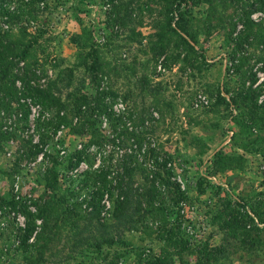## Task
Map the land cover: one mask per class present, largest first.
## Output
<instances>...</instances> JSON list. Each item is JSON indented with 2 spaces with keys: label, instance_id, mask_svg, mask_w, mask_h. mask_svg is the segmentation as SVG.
<instances>
[{
  "label": "trees",
  "instance_id": "16d2710c",
  "mask_svg": "<svg viewBox=\"0 0 264 264\" xmlns=\"http://www.w3.org/2000/svg\"><path fill=\"white\" fill-rule=\"evenodd\" d=\"M43 1L20 0L11 9L10 2L0 0L6 21L20 25L18 34L13 27L4 30L0 25V149L15 136L16 121L10 116L20 110L26 123L30 102L49 115L38 125L39 141L24 150L28 157L44 151L46 162L41 174L42 192L33 208L20 206L26 220L19 228L20 248L28 264H71V258L76 257L82 259L79 264H92L88 257L98 260L100 256L105 264H119L133 252L136 264H191V257L192 264H225L224 259L230 264L225 253L231 247L247 252L264 250V192L255 199L232 195L224 200L215 216L224 245L214 247L191 240L183 228L188 192L175 172L173 156L162 152L151 137L154 123L167 119L163 98L154 100V110L135 104L119 113L113 109L119 93L103 82L112 75L131 71L136 77L138 72L124 59L112 64L108 54L114 53L116 28L126 29L129 41L141 36L133 18L134 4L140 0H111L115 4L106 22L111 31L103 45L108 48L106 53L89 45L90 32L83 30L76 35V66L90 74L91 87L78 89L65 99L59 95L55 80L47 85L38 82L44 72L35 47L41 33L31 35L30 26L24 25L38 17ZM151 3L159 7L156 10L144 4L160 19L153 34L152 57L156 62L170 48L175 53L173 61H207L199 47L201 36L222 33L223 56L237 84L233 90L227 84L217 90L216 105L229 111L232 124L224 133L232 132L229 142L233 145L264 157V0ZM198 4L208 7L204 19L190 11ZM255 12L263 13L258 21L252 18ZM138 82L149 94V77L144 75ZM211 163L214 173H226L244 169L246 160L242 154L221 148ZM82 164L86 167L80 169ZM211 176L202 172L199 186ZM9 204L14 208L18 205L16 200ZM135 236L139 238L133 240ZM64 241H72L68 258H62L58 250Z\"/></svg>",
  "mask_w": 264,
  "mask_h": 264
},
{
  "label": "rangeland",
  "instance_id": "374dc122",
  "mask_svg": "<svg viewBox=\"0 0 264 264\" xmlns=\"http://www.w3.org/2000/svg\"><path fill=\"white\" fill-rule=\"evenodd\" d=\"M18 1L20 0H4L7 4L10 2L8 6L15 7L19 5ZM45 1L47 4L45 8H41L38 17L24 25L30 26L28 32L31 35L41 33L35 47L38 58L44 64V72L38 82L47 85L55 80L59 95L65 99L78 89L91 87L90 74L84 67L76 66L79 46L75 43L76 35L83 30L90 32L92 39L88 41L89 45L106 53L108 48L103 45L106 36L111 33L106 22L115 3L111 0ZM147 3L151 4L150 8H159L151 0H140L134 4L133 18L137 22L134 27L141 36H137V41H129V32L116 28L118 37L113 41L114 53L108 54L112 64L119 58L124 59L127 65L135 68L137 76H133L131 71L112 75L103 85L111 86L119 93L120 103L113 107L116 113L134 104L145 105L154 110V100L163 98L167 119L154 123V134L151 137L157 141L162 152L173 156L175 172L188 192L184 232L196 243H209L214 247L224 245L215 216L224 200L232 198V195L250 200L264 192V157L233 145L229 142L232 132L224 133L232 124L229 122V111L224 106L216 105L217 90L223 84L233 90L237 84L232 76L233 69L223 56L225 48L222 33L214 32L209 38L201 36L199 47L205 52L207 61L202 58L197 62L191 59L186 62L173 61L175 53L170 48L166 54L169 60L164 61V55L156 62L152 57L155 42L153 34L157 30L156 22L160 19L156 13L145 8L144 4ZM190 11L196 18L204 19L208 7L206 4H198L191 7ZM0 24L7 25L4 30L8 26L13 27V32L18 34L19 23L10 24L1 12ZM70 69H73V76L70 75ZM144 75L150 80L149 94L144 93L138 82ZM259 75L262 76L261 73ZM199 94L208 99L207 105L195 106ZM31 104L34 105L33 108ZM30 109L26 123L22 120L20 110L10 116V119L16 121L15 136L0 149V264H28L26 253L20 248L19 228L26 221L20 206L26 204L32 209L36 197L42 192L41 174L46 166L44 151L28 157L24 150L26 145L31 146L39 141L38 125L49 115L32 102ZM155 112L159 114L157 110ZM58 135L54 138L55 141ZM221 148L230 154H242L246 160L245 168L214 173L211 160ZM202 172H208L212 176L200 187L198 182ZM10 200L17 201L16 208L9 204ZM235 204L241 207L236 202ZM138 238L135 236L133 240ZM70 240L75 238L70 237ZM71 243L72 241H64L58 246L62 258H68ZM226 254L230 264H264V250L247 252L231 247ZM102 259V256L98 260L88 257L87 261L105 264ZM188 259L193 263L194 257ZM71 260V264H79L82 259L76 257ZM136 260L133 252L119 264H136ZM49 262L51 263V258ZM223 262L227 264L228 260L224 259Z\"/></svg>",
  "mask_w": 264,
  "mask_h": 264
},
{
  "label": "built area",
  "instance_id": "2783aa9c",
  "mask_svg": "<svg viewBox=\"0 0 264 264\" xmlns=\"http://www.w3.org/2000/svg\"><path fill=\"white\" fill-rule=\"evenodd\" d=\"M47 4V1H43V2H41L39 5H40V7L43 9V8H45V5ZM11 7V9H14L15 8V6L14 5H11L10 6ZM263 16V13L262 12H255V13H253L252 14V18L255 20V21H258L261 17ZM5 18V17H4ZM3 28L4 27H6L7 28V25L6 24H0ZM239 28H241V26L239 27ZM118 103H120V102H118ZM117 103V104H118ZM116 104V105H117ZM208 104V99L205 97V96H203V95H201V94H199V98H198V100H197V102L195 103V106L196 107H198L199 105H207ZM32 105V108L34 107V105L33 104H31ZM116 105H114V106H116ZM39 107V106H38ZM125 108V107H124ZM123 108V109H124ZM122 109V110H123ZM121 110V111H122ZM86 166H85V164H82L81 166H80V169H83V168H85Z\"/></svg>",
  "mask_w": 264,
  "mask_h": 264
}]
</instances>
